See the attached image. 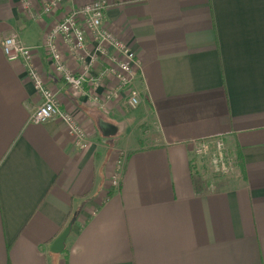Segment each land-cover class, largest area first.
<instances>
[{
    "label": "crops",
    "instance_id": "obj_1",
    "mask_svg": "<svg viewBox=\"0 0 264 264\" xmlns=\"http://www.w3.org/2000/svg\"><path fill=\"white\" fill-rule=\"evenodd\" d=\"M24 1L0 0V264H264V0H98L103 26L140 61L136 109L124 92L104 97L118 87L104 73L110 53L91 66L97 83L76 92L43 46L67 10L96 0H65L52 16L41 14L47 0ZM11 33L35 47L33 66L86 148L59 118L29 121L41 96L2 52ZM86 45L92 54L89 34ZM219 136L235 167L215 177L189 142Z\"/></svg>",
    "mask_w": 264,
    "mask_h": 264
},
{
    "label": "built area",
    "instance_id": "obj_2",
    "mask_svg": "<svg viewBox=\"0 0 264 264\" xmlns=\"http://www.w3.org/2000/svg\"><path fill=\"white\" fill-rule=\"evenodd\" d=\"M65 0H47L43 3L41 14L54 15ZM29 6L27 0L23 2ZM107 4L104 1H93L81 6L71 7L62 19L57 20L50 27L44 38V48L48 53L54 72L61 78L65 85L72 91L83 92L88 81L97 83L90 75L91 66L96 61L97 55L106 56L110 53L112 64L104 73L114 76L118 87L107 90L104 94L107 100L120 98L121 92L125 93V102L128 108L136 109L140 103V94L134 81L140 70V61L131 48L103 26L104 12ZM94 42V51L91 54L87 49V36ZM60 37L70 54L82 63L80 72H73L64 60L61 49L55 39ZM35 47L25 45L15 33L5 36L1 41V49L9 61H22L26 75L34 89L40 94L41 101L32 111L29 121L34 124L44 123L53 118L61 119L74 137L75 145L79 149L87 147L84 129L75 120L74 113L60 108L56 92L47 86L39 71L32 64V52ZM94 100L98 101V97ZM101 104V106H103ZM189 144L193 155L203 161L213 176L229 175L235 161L226 148L222 137H207L192 139ZM124 158L117 160L116 168L111 177V184L116 189L124 167Z\"/></svg>",
    "mask_w": 264,
    "mask_h": 264
},
{
    "label": "water",
    "instance_id": "obj_3",
    "mask_svg": "<svg viewBox=\"0 0 264 264\" xmlns=\"http://www.w3.org/2000/svg\"><path fill=\"white\" fill-rule=\"evenodd\" d=\"M71 223H68L67 226L60 232V234L53 240L49 245V250L53 253H59L64 248V241L70 231Z\"/></svg>",
    "mask_w": 264,
    "mask_h": 264
}]
</instances>
